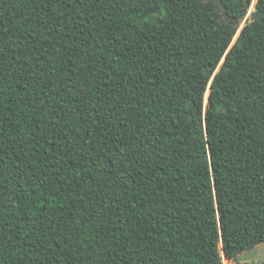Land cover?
<instances>
[{"label":"trees","instance_id":"16d2710c","mask_svg":"<svg viewBox=\"0 0 264 264\" xmlns=\"http://www.w3.org/2000/svg\"><path fill=\"white\" fill-rule=\"evenodd\" d=\"M251 3L0 0V264H229L264 243Z\"/></svg>","mask_w":264,"mask_h":264},{"label":"rangeland","instance_id":"374dc122","mask_svg":"<svg viewBox=\"0 0 264 264\" xmlns=\"http://www.w3.org/2000/svg\"><path fill=\"white\" fill-rule=\"evenodd\" d=\"M204 1H212V0H204ZM217 1V0H214ZM256 4L257 0H252L251 6L249 8V11L247 13V16L245 17L244 21L239 26L238 35L241 32V30L244 28L246 23L251 19L252 14L256 11ZM219 11L221 13V21L223 23H232L234 25L236 24V21L231 19L224 11L223 7L219 5ZM237 35V36H238ZM237 37L235 38L236 41ZM233 42V44L235 43ZM221 66V65H220ZM209 94V91H208ZM208 97V95H207ZM206 105H207V99H206ZM226 259H224V264H226ZM229 264H264V243L259 245L258 247L247 251L240 255L237 259L233 261H228Z\"/></svg>","mask_w":264,"mask_h":264},{"label":"water","instance_id":"95a60500","mask_svg":"<svg viewBox=\"0 0 264 264\" xmlns=\"http://www.w3.org/2000/svg\"><path fill=\"white\" fill-rule=\"evenodd\" d=\"M241 31H242V30H241ZM240 33H241V32H240ZM240 33H239V35H240ZM239 35H238V36H239ZM238 36H237V38H238ZM236 40H237V39H236ZM225 59H226V58H225ZM225 59H224L223 62L221 63V66H222L223 63L225 62ZM221 66H220V67H221ZM208 91H209V94H208V97H207V104H208V101H209V95H210V91H211V86L209 87V90H208Z\"/></svg>","mask_w":264,"mask_h":264}]
</instances>
